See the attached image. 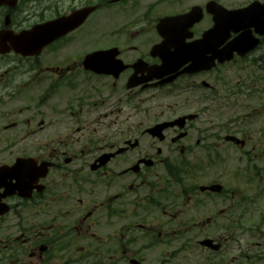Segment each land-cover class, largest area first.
<instances>
[{"label":"flooded vegetation","instance_id":"af4514ba","mask_svg":"<svg viewBox=\"0 0 264 264\" xmlns=\"http://www.w3.org/2000/svg\"><path fill=\"white\" fill-rule=\"evenodd\" d=\"M263 4L1 0L0 264H162L165 228L218 226L214 211L228 209L227 195L201 189L224 185L221 178L194 170L184 186L179 170L222 163L217 151L235 148L229 137L255 141L245 123L264 105L241 83L251 69L258 82L264 73V35L243 58L191 75L189 68L212 63L213 50L244 31L264 33L214 30L220 8ZM85 9L80 26L38 54L9 50L10 34ZM162 48L177 66L167 85L160 83L169 76L155 77ZM219 111L238 118L214 123ZM171 121L179 123L162 139L150 135Z\"/></svg>","mask_w":264,"mask_h":264},{"label":"rangeland","instance_id":"374dc122","mask_svg":"<svg viewBox=\"0 0 264 264\" xmlns=\"http://www.w3.org/2000/svg\"><path fill=\"white\" fill-rule=\"evenodd\" d=\"M233 114L231 113H227L224 111H219V112H214L213 113V122H217L226 118L231 117ZM261 126V122H258L255 126H251L248 129H254L257 130L259 127ZM260 136H258L259 138ZM261 146L264 147V141L261 142ZM251 149V146L249 145L245 150L248 151ZM263 148H261L262 150ZM231 154H234L233 152L230 151ZM235 155H238V153H235ZM238 163L235 160L234 157H229L228 162L225 163L224 165V170H225V174L223 175V180L227 182V188L229 189V191H233L235 189H242L245 188L244 191H264V178H261L260 180L257 179L256 177L254 178V181L252 183V185L250 184L249 186L245 187V185H243V180H237V171L236 169L238 168ZM256 165H258L259 167L264 166V161L258 162L256 163ZM188 181V180H187ZM190 183L189 181L186 183L188 184ZM261 195V192H259ZM248 213H250V215H248L246 213L245 219L246 221L249 219L248 223H252L253 221H255L256 224L259 223V221L262 223V229L264 231V194L262 195V198L259 200V202L256 205L252 206V209L250 211H248ZM238 213L235 214V217H237ZM245 229H247V223L245 222ZM214 233H218L219 229H213ZM192 237V235H184V238H181V241L186 243L188 240H190V238ZM241 241H239L238 245H234V242L229 241L228 243H226V245L224 246V251L219 253L216 256H212L209 255L208 253L205 254H197V255H193L191 252H186L184 255H180L175 259H172L171 257H169V255H166V259H165V264H200V263H207L208 264V257L210 259H213L211 262L212 264H221L223 263V261H230L233 258H236L238 256V253L241 251L244 252L246 255H248L249 257H253L256 255H261L264 253V249H262L264 247V244L261 246H257L258 243L261 242H256L255 240H253L252 238H248L247 236H242ZM193 241V240H192ZM179 246V243H177L175 245V248ZM259 247V248H258ZM245 264H247V262L245 261Z\"/></svg>","mask_w":264,"mask_h":264},{"label":"water","instance_id":"95a60500","mask_svg":"<svg viewBox=\"0 0 264 264\" xmlns=\"http://www.w3.org/2000/svg\"><path fill=\"white\" fill-rule=\"evenodd\" d=\"M87 15H88V11L85 10L84 13L81 12V13L77 14L75 17H73L71 19H67L65 21L64 20H59V21H56L54 23L44 24L41 27H47V26H50V25L66 26V25H68L71 22L72 23L75 22V19L80 20V21H78L79 23H77V24H80V23L83 22V20L86 18ZM256 17H257L256 13L253 16H250V18L248 16H246V14H241V13H238V14H227V15L221 16L220 19H217L216 20V25L217 24L219 25L221 20H224L225 23L228 25V27L237 26L238 29H246L248 26H254L255 25V24H250L248 22V19H251V20L255 21ZM69 20H70V22H68ZM31 34H32L31 38H35L36 37L38 39L37 40H32L30 38V40H29L30 34L27 33L26 34L27 40H26L25 46H27L28 49H32V48H34L37 45L41 46L42 44L45 43L44 40L48 36V32H46V31H38L36 33H31ZM20 37L23 38V35L20 36ZM246 38H247L246 35H241L237 41H235L234 43L230 44L229 48L227 50H225V54H229L228 59L230 58L231 54L234 51L241 50L242 44L245 42ZM204 244H206L207 246H210V242H204ZM217 248L218 247H214V249H217Z\"/></svg>","mask_w":264,"mask_h":264}]
</instances>
